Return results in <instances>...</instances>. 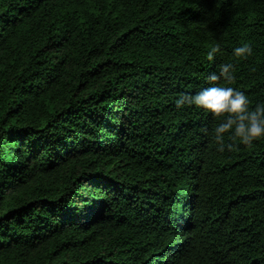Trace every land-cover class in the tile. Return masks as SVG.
Listing matches in <instances>:
<instances>
[{
	"label": "trees",
	"instance_id": "trees-1",
	"mask_svg": "<svg viewBox=\"0 0 264 264\" xmlns=\"http://www.w3.org/2000/svg\"><path fill=\"white\" fill-rule=\"evenodd\" d=\"M224 63L264 102V0H0V264H264V139L176 104Z\"/></svg>",
	"mask_w": 264,
	"mask_h": 264
},
{
	"label": "clouds",
	"instance_id": "clouds-1",
	"mask_svg": "<svg viewBox=\"0 0 264 264\" xmlns=\"http://www.w3.org/2000/svg\"><path fill=\"white\" fill-rule=\"evenodd\" d=\"M221 51L220 44L214 45L207 52V59L211 61ZM251 53L252 48L246 42L232 49V55L236 58H247ZM233 69L232 63L221 64L219 71L210 73L207 79L211 82L223 80L225 83H212L194 94H184L176 101L177 107L195 106L220 118L213 128L218 152H224L226 148L231 150L235 146L234 143H225L226 134L232 141L246 146L264 139V102L252 106L243 90L230 86L235 79Z\"/></svg>",
	"mask_w": 264,
	"mask_h": 264
}]
</instances>
